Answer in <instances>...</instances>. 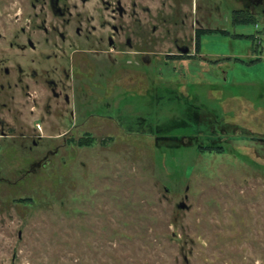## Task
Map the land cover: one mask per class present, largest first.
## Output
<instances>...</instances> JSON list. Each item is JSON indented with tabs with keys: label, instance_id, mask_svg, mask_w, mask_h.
Returning <instances> with one entry per match:
<instances>
[{
	"label": "rangeland",
	"instance_id": "1",
	"mask_svg": "<svg viewBox=\"0 0 264 264\" xmlns=\"http://www.w3.org/2000/svg\"><path fill=\"white\" fill-rule=\"evenodd\" d=\"M61 2L72 16L0 0V58L51 67L64 49L74 76L61 113L19 117L36 147L0 139V264H264V59L250 58L264 30L174 58L197 20L234 34L233 0L220 18L200 9L220 0L189 17L171 0H124L123 57L106 40L111 0Z\"/></svg>",
	"mask_w": 264,
	"mask_h": 264
},
{
	"label": "flooded vegetation",
	"instance_id": "2",
	"mask_svg": "<svg viewBox=\"0 0 264 264\" xmlns=\"http://www.w3.org/2000/svg\"><path fill=\"white\" fill-rule=\"evenodd\" d=\"M126 1L125 3L128 5V0ZM171 1L175 7L174 11L177 16H181L185 11L184 16L189 17L192 13H197L201 9L207 14L208 18L213 14L218 15V18H220L222 16L221 13L226 11L225 0H220V3L213 6V8L201 6L200 9L198 8L197 0ZM201 1L204 5L205 0ZM87 2L88 0H84V4ZM123 2L124 0H115V2L111 0V7L107 8V10L111 8L109 12L112 21L115 23L110 24V32H106V40L110 49L112 48L117 52L118 56L121 54L124 57L129 52L116 51V48L123 46L130 48L132 47V42L128 36V25L125 24L126 21L128 22L130 10ZM233 2L238 7L231 10L230 25L235 28V32L237 28L248 27L253 25L254 22H256L257 28L264 30V0H233ZM177 6L179 7L177 8ZM49 7L57 17L64 18L66 15L72 16L70 9L61 0H49ZM140 10L139 12L144 13L146 9L142 7ZM91 17V15H88V23L92 22ZM200 24L202 22L197 20L196 25L198 26H196L189 40L181 44L178 43V40L176 41L177 54H175L174 58L187 56L192 58L196 56L197 52L199 53L201 50L203 39L209 35L228 34L233 37H244L247 39L252 37L237 32L232 34L225 28L221 29L219 26L212 28L208 20L203 22L202 26ZM106 25H108V22L104 21L103 26H100V28L104 29ZM90 26L93 29L96 27L94 24ZM139 27L144 28V25L141 23ZM80 34L81 31H79ZM59 35L66 42L65 34L60 32ZM29 43L31 50L37 51L33 42L30 41ZM101 43H103L101 40L97 41L98 45ZM249 43L253 42L251 41ZM255 51V45H253L248 52L254 53ZM60 53V57L55 55L56 63L51 67L42 64L41 61H44V57L42 56L40 58L41 61H36V59L31 58L26 64H23L18 58L11 61L10 64L0 58V139L3 142L14 137L15 142H20L22 148H25L26 144L30 143V150H32L39 144L35 137L37 136L39 139L42 137L39 134L35 135L30 127L17 123L19 117H23L22 113L29 111V114L32 115L34 112L40 110L47 117L53 114V111L61 113L64 110L65 104L70 103V98L65 92L66 82H69L74 76L66 66L65 50L63 49ZM258 53H261V56L258 54V56L255 55L250 58L256 60L264 59V46ZM136 54L142 55L138 56V58L141 57V61L143 63L146 62L147 58L145 57L144 49L138 50ZM49 58L50 56H48ZM29 102L30 104H28ZM6 117L13 118L14 120L10 123Z\"/></svg>",
	"mask_w": 264,
	"mask_h": 264
},
{
	"label": "water",
	"instance_id": "3",
	"mask_svg": "<svg viewBox=\"0 0 264 264\" xmlns=\"http://www.w3.org/2000/svg\"><path fill=\"white\" fill-rule=\"evenodd\" d=\"M179 208L184 209V208H186V205L183 203V204H181V205L179 206Z\"/></svg>",
	"mask_w": 264,
	"mask_h": 264
}]
</instances>
